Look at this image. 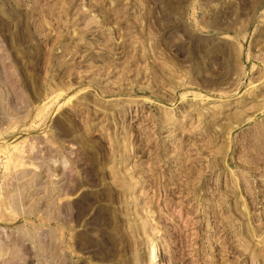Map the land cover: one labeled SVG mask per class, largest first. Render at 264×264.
I'll list each match as a JSON object with an SVG mask.
<instances>
[{
  "label": "rangeland",
  "instance_id": "1",
  "mask_svg": "<svg viewBox=\"0 0 264 264\" xmlns=\"http://www.w3.org/2000/svg\"><path fill=\"white\" fill-rule=\"evenodd\" d=\"M264 264V0H0V264Z\"/></svg>",
  "mask_w": 264,
  "mask_h": 264
},
{
  "label": "bare ground",
  "instance_id": "2",
  "mask_svg": "<svg viewBox=\"0 0 264 264\" xmlns=\"http://www.w3.org/2000/svg\"><path fill=\"white\" fill-rule=\"evenodd\" d=\"M160 249L158 246H153L151 248V251L148 254V259L153 262V264H158V255H159Z\"/></svg>",
  "mask_w": 264,
  "mask_h": 264
}]
</instances>
